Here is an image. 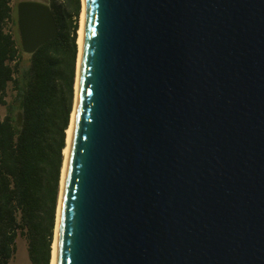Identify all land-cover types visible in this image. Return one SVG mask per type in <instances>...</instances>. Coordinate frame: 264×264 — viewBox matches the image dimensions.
<instances>
[{
  "label": "water",
  "instance_id": "water-1",
  "mask_svg": "<svg viewBox=\"0 0 264 264\" xmlns=\"http://www.w3.org/2000/svg\"><path fill=\"white\" fill-rule=\"evenodd\" d=\"M84 5L54 264H264V0Z\"/></svg>",
  "mask_w": 264,
  "mask_h": 264
},
{
  "label": "trees",
  "instance_id": "trees-1",
  "mask_svg": "<svg viewBox=\"0 0 264 264\" xmlns=\"http://www.w3.org/2000/svg\"><path fill=\"white\" fill-rule=\"evenodd\" d=\"M58 35L33 55L21 47L16 7L0 0V264L17 240L31 264H51L64 150L75 103L82 0H46ZM14 97L7 100L9 87Z\"/></svg>",
  "mask_w": 264,
  "mask_h": 264
},
{
  "label": "bare ground",
  "instance_id": "bare-ground-1",
  "mask_svg": "<svg viewBox=\"0 0 264 264\" xmlns=\"http://www.w3.org/2000/svg\"><path fill=\"white\" fill-rule=\"evenodd\" d=\"M84 18H85V5L83 0V9L81 13V20H80V28L78 31V46H79V55H78V65H77V78H76V84H75V103H74V110L71 117V124L69 129L67 130V147L64 150V166L62 170V180H61V190H60V197H59V208L57 213V222H56V228H55V237H54V243H53V252H52V260L51 264H54V255H55V241H56V233H57V226H58V219H59V213H60V205H61V196H62V187H63V179H64V171H65V162H66V153L69 145V140L71 136L74 116H75V108H76V90H77V79H78V66H79V59H80V49H81V42H82V36H83V26H84Z\"/></svg>",
  "mask_w": 264,
  "mask_h": 264
},
{
  "label": "rangeland",
  "instance_id": "rangeland-1",
  "mask_svg": "<svg viewBox=\"0 0 264 264\" xmlns=\"http://www.w3.org/2000/svg\"><path fill=\"white\" fill-rule=\"evenodd\" d=\"M19 1L21 0H12V6L16 7ZM28 1L46 2V0H28ZM82 5H83V0H82ZM80 20H81V15H80ZM13 97H14V92L12 90V86H10L9 91H8L7 100L9 102H12ZM0 112H1V116L3 117L6 113V109L3 107L1 108ZM10 264H31L30 259H29V254H28L27 242L22 237H19L17 240V250Z\"/></svg>",
  "mask_w": 264,
  "mask_h": 264
}]
</instances>
